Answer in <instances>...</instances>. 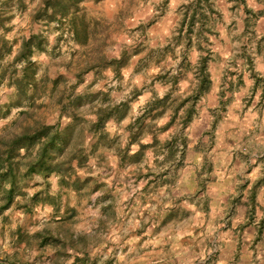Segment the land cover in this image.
<instances>
[{"label": "clouds", "instance_id": "1", "mask_svg": "<svg viewBox=\"0 0 264 264\" xmlns=\"http://www.w3.org/2000/svg\"><path fill=\"white\" fill-rule=\"evenodd\" d=\"M0 264H264V0H0Z\"/></svg>", "mask_w": 264, "mask_h": 264}]
</instances>
